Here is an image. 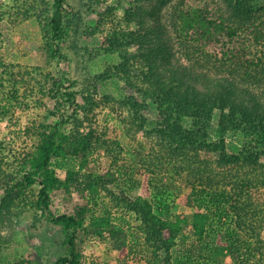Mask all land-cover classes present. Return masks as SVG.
I'll list each match as a JSON object with an SVG mask.
<instances>
[{
	"label": "trees",
	"instance_id": "16d2710c",
	"mask_svg": "<svg viewBox=\"0 0 264 264\" xmlns=\"http://www.w3.org/2000/svg\"><path fill=\"white\" fill-rule=\"evenodd\" d=\"M138 1L129 0V7L123 9L125 25L117 19L108 30L103 26L105 15L89 25L67 0H53L51 14L45 5L38 11L33 2L25 6L29 9L23 14L34 16L38 23L47 56H66L82 36L99 33L100 44L85 50L109 64L95 74L97 81L86 87L77 89L76 80L63 77L65 83L51 78L53 83L45 88L43 82L49 73L36 68L34 72L43 81L28 73V77L15 76L10 70L12 63L0 54V113L19 105L20 98L26 99V89L34 90L36 85L47 96V102H52L47 112L56 119L48 123L33 121L25 130L37 136L36 143L20 152L13 168L0 173L2 218H17L28 206L35 219L45 217L59 226L66 252L54 264H80L79 245L86 235L109 236L118 252V264H136L128 260L132 245L120 241L119 236L127 233L113 221L111 211L106 209L104 215L90 213L91 205H98L100 196L110 194L117 206L134 215L146 241L156 250L165 251L166 264L171 262L168 256H172L179 237L183 242L186 235L193 236L185 259L174 255L175 264H192V254L202 244L206 230L213 228L210 206L215 199L225 197L230 206L226 212L235 214L236 227L246 236L242 241L237 237L240 245L232 252L233 264H264L263 245L255 232V224L264 222V164L255 165L264 156V0H224L225 8L210 10L179 3L167 21L160 14L165 0H158L159 4L150 10ZM3 6L0 5V23L5 16L15 22L18 13L13 15L15 11L11 14ZM3 35L0 28V42ZM108 79L120 83L125 91L120 101L132 118L131 124L137 118L148 121L143 111L153 107L155 119L149 136L156 150L149 155L153 161L148 164L159 166L158 171L168 170L162 166L170 165L173 158L187 164L186 190L181 196L191 209V217L169 215L166 208L159 211L151 191V187H157L155 170L147 168L141 183L132 179L127 164L119 160L114 146L121 149L118 141L92 125L96 100L90 87L97 89L100 80ZM78 95L83 101H78ZM215 108L221 114V138L216 145L221 150L220 164L239 160L225 150L222 136L223 132L239 131L244 137L241 162L249 168L253 164V179L247 174L238 177L237 173L216 177L210 169L194 162L193 154L207 142L205 135ZM101 149L110 158L106 171L91 163L93 154ZM64 167L66 175L62 180L58 168ZM180 172L176 169L169 177ZM75 176L82 178L80 184L74 182ZM137 186L139 193L129 196L128 191ZM252 189L263 196L261 202L252 200ZM214 194L218 195L215 199ZM18 195L28 197L27 203L24 197H17L25 203L21 207L14 201ZM158 260L145 257V264Z\"/></svg>",
	"mask_w": 264,
	"mask_h": 264
},
{
	"label": "rangeland",
	"instance_id": "374dc122",
	"mask_svg": "<svg viewBox=\"0 0 264 264\" xmlns=\"http://www.w3.org/2000/svg\"><path fill=\"white\" fill-rule=\"evenodd\" d=\"M29 1L33 2L32 5L35 11H38L42 5H45V8L51 14L53 0H0V5H4L3 9H7L11 14L15 11L13 15L18 13V18L15 22H12L10 18L5 16L4 20L0 23V28L4 33L3 41L0 42V54L4 55L6 62L12 63L10 70L13 71L14 75H18L19 77L26 75L28 77L32 74V76L41 80L37 72H34L38 67L39 71L41 70L44 73L50 74L48 80L43 82V84L47 85H45V88L50 87L53 83L51 78L60 80L62 83H65L63 77L74 79L78 82L76 84L77 89L88 86L87 83L89 82L93 83L97 81L94 80L95 74L104 69L109 62L102 57L93 58L89 51L85 50V47L89 48L100 44L98 40L99 33L93 36H82L77 43V47H74V49L71 47L70 50H73V52L68 53L66 56V53H64L63 56L51 58V56H47L42 47L43 44L39 38V28L35 17H27L26 14H23L29 9L25 8L30 3ZM128 1L67 0V2L72 4L74 10L81 12L84 22L89 25H94L99 20L100 15H105L106 18L103 22L105 30L113 27L117 19H120L122 25H125L124 20L126 18H124L123 9L129 7ZM165 1L160 10V14L165 21L168 20L167 18L172 13L173 8L179 3H182L180 5L185 7L203 6L209 10L218 6L225 8L224 0ZM138 2L142 3L147 10L159 4L158 0H140ZM130 48L134 49L132 45ZM213 48L217 49L215 46ZM90 89L91 95L96 100V106L91 114L95 121L92 125L98 128V132L100 129L104 130L113 137L112 139L118 141L121 149L116 147V144L114 146L117 152H119V160L122 159L127 164L128 175L141 183L144 171L149 167L150 169H154L155 173L153 177L156 178L155 183L157 187H151V191L157 207H159V211H163L166 208L169 215L180 214L191 217V209L185 204V198L181 196L186 190L184 179L187 175L185 169L187 168V164L181 159L173 158V161L169 163L170 165L162 166L169 169L161 171H158L160 169L159 166H149L148 164L149 161H153L151 160V156L155 154L154 151L156 150L153 149L152 137L149 136L151 128L154 126L153 120L155 119L153 107L150 106L143 111L148 121L141 122L137 118L136 122L131 124L132 118L128 115V111L120 101L126 94L121 88L120 83L113 79L100 80L97 83V89L93 87H90ZM26 94V99L20 98L18 107L9 108L5 114L0 113V173L13 168L15 159L19 156L20 152L28 150L30 146L36 143L37 136L25 130L27 127H31L33 121L46 123L56 121L47 112V108L52 107V102H47L45 93H40L38 87L35 85L34 90L26 89ZM77 99L79 102L83 101L79 95ZM24 102L26 104L20 106ZM220 115L219 109L215 108L205 135L207 142L203 143V146L198 149L196 154H193L195 157L194 162L200 165V167L210 169L211 174L218 175L216 177H220L224 173H237L238 177H243L247 174L253 179V164L249 168L241 162L243 157L240 151L244 137L239 131L222 133L225 150L228 153L237 155L239 160L220 164L221 150L220 146H216L221 138L219 131L221 128L218 122ZM84 124L86 125L85 122ZM151 153L152 155L149 156ZM91 160V163L99 167L101 171H106L109 168L110 158L103 149L95 152ZM79 163L80 160H78L77 167ZM258 163L264 164V156L259 159V162L255 163L259 167ZM145 164L148 165L145 167ZM65 168H58V175L62 180H64V176L66 175ZM176 169L181 170L180 175L178 174L174 178H170L169 173ZM73 179L76 184H80L82 180L80 176H75ZM139 190L140 186H137L128 191V195L134 197L139 193ZM252 190L253 193L250 191L253 196L252 200L261 202L263 196L258 193V190L256 192L255 189ZM226 191H229V187H226ZM25 194L29 196V193ZM2 195L3 190L0 187V202ZM20 196L24 197L25 201L28 199L27 196ZM20 196L18 195L14 198L19 207L25 204L17 198ZM213 196L215 199L218 195L214 194ZM98 200V205H91L90 213L104 215L106 209L111 211L113 221L120 223L123 230L127 233V236H119L120 241L132 245L133 250L129 253V261L132 260L136 264H145V257H148L151 259L158 258L159 260L155 264H166L163 260L166 257L165 251L162 249L156 250L150 242L146 241L133 214H128L117 206L110 194H103ZM215 200L210 206L213 228L209 227L206 230L203 242H201L203 245L201 244L197 247L195 254H192V264H233L235 259H233L234 254L232 252L236 250L235 247L237 245H240V242L236 241L237 237L240 241L246 239V236L236 227L235 214L226 212L230 206L225 197H219ZM253 206H255V203L251 205V207ZM23 209V212L17 218L5 215L2 218L0 212V264H54L56 259L66 252V248L62 242L64 238L62 229L48 221L45 217H41V220L35 219L33 217V210H30L28 206ZM59 209L62 210L63 206H59ZM86 217H89V213ZM255 225V232L264 250V222L256 223ZM234 236L236 237L235 239H233ZM179 238L181 240V237ZM180 240H178V245L174 247L172 256H168L169 261H171L170 264H175L176 258L174 255L185 259L186 255L190 252L188 247L194 241V237L189 234L185 236L183 242ZM111 242L112 240L109 236H84L79 245L80 264H118V252Z\"/></svg>",
	"mask_w": 264,
	"mask_h": 264
}]
</instances>
